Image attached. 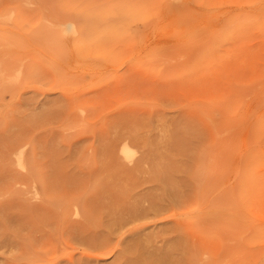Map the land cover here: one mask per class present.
<instances>
[{
	"label": "rangeland",
	"instance_id": "1",
	"mask_svg": "<svg viewBox=\"0 0 264 264\" xmlns=\"http://www.w3.org/2000/svg\"><path fill=\"white\" fill-rule=\"evenodd\" d=\"M130 263L264 264V0H0V264Z\"/></svg>",
	"mask_w": 264,
	"mask_h": 264
},
{
	"label": "bare ground",
	"instance_id": "2",
	"mask_svg": "<svg viewBox=\"0 0 264 264\" xmlns=\"http://www.w3.org/2000/svg\"><path fill=\"white\" fill-rule=\"evenodd\" d=\"M22 72V71H21ZM17 73V72H16ZM23 152V150H22ZM20 162H23L24 158H23V153L20 154V156L18 157ZM19 163V162H18ZM159 178L164 179L162 181H160L161 183H158L160 186L167 188L171 193H170V197H167L166 195H161L157 192H154L153 194H151V197H145V198H137V202H135L132 206L129 207H124L122 209H117L114 208L112 206V208H110L109 211V228L113 229L114 226H120L117 229H123L125 226H127L132 220L135 219H142L145 216H148L150 210H152L151 212H162V210L164 208L167 207V202L169 198H172L173 200H179L182 199L183 196L180 193V191L178 190L177 187H175V185L173 183L170 182V178H169V172H163V173H159L157 174ZM156 184V183H155ZM138 196V195H137ZM236 197V195H235ZM151 199V205L149 207H146L144 204V202L142 201L143 199ZM234 200V198H233ZM148 201V200H147ZM237 201V200H235ZM144 203V204H143ZM148 203V202H147ZM232 203V202H231ZM115 204V203H114ZM190 204V210H189V216H190V220L191 221H195L197 220V215H198V205H197V199L191 200L189 201ZM230 204V202H229ZM77 207V206H76ZM186 207V206H185ZM217 208V207H216ZM76 209V208H75ZM78 209V208H77ZM80 209V208H79ZM78 209V210H79ZM223 210H225V208H221ZM219 208H217V210H221ZM201 210V209H200ZM199 210V211H200ZM81 211V210H80ZM78 212L81 215V212ZM77 212V210H76ZM185 213V212H184ZM228 213V212H227ZM178 214V213H177ZM78 215V214H77ZM183 215V214H182ZM184 217V216H182ZM182 219V218H181ZM186 222H189L187 219H185ZM183 220V221H185ZM182 221V220H181ZM143 223V222H142ZM184 223V222H183ZM186 224V223H185ZM138 226V225H137ZM137 226H132L131 227V234L133 235L134 233L139 232L140 228H137ZM177 227V225H176ZM113 229L112 231L115 232L117 229ZM100 229V228H99ZM181 230V228H180ZM125 233V232H124ZM124 235V234H123ZM84 237V236H83ZM119 237V236H118ZM86 239V238H85ZM150 237L146 236L143 237L142 235H137V237L133 240L130 241L129 243L126 244L125 247V252L128 254H131V252H136V254L134 255L133 258H137L139 259V257H145L148 258L147 256H145V251H146V242L150 241ZM107 241H109L107 236L104 237H100L98 239L99 244L104 245ZM190 244V243H189ZM117 246V245H116ZM98 250V249H97ZM193 250V249H192ZM153 251V250H152ZM102 253V252H101ZM193 254V253H192ZM154 256V255H153ZM130 259L131 255H130ZM143 260H148V259H143ZM154 260V259H153ZM133 261V260H131ZM142 262V260H139ZM132 264V263H130Z\"/></svg>",
	"mask_w": 264,
	"mask_h": 264
}]
</instances>
